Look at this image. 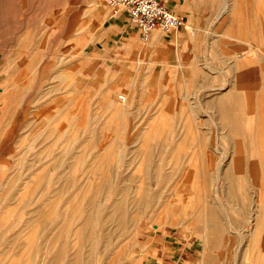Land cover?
<instances>
[{
	"label": "rangeland",
	"instance_id": "374dc122",
	"mask_svg": "<svg viewBox=\"0 0 264 264\" xmlns=\"http://www.w3.org/2000/svg\"><path fill=\"white\" fill-rule=\"evenodd\" d=\"M101 7L113 10L105 0H0V77H8L0 88L10 89L2 101L17 96L20 103L28 89L57 92L60 80L32 77L92 59L103 41L93 38L90 12ZM85 61L71 65L80 72L91 67ZM67 83L73 103L92 92L82 80ZM240 90L254 111L239 113L238 129L225 127L236 119L231 113H205L214 126L210 158L195 159L189 175L187 160L177 161L176 176H163L156 159H119L123 150L145 155L132 153L133 141L111 144L109 159H92L97 144L76 143L73 129L50 146L49 159L31 158L43 155L33 152L41 145L0 142V264H145L160 236L174 247L215 250L218 264H264V136L257 131L264 127V59H254V80ZM119 94L116 102L128 104ZM236 138L249 143L230 145Z\"/></svg>",
	"mask_w": 264,
	"mask_h": 264
},
{
	"label": "crops",
	"instance_id": "0c3cea01",
	"mask_svg": "<svg viewBox=\"0 0 264 264\" xmlns=\"http://www.w3.org/2000/svg\"><path fill=\"white\" fill-rule=\"evenodd\" d=\"M164 1L183 15L186 26L167 35L155 28L149 40L139 44L137 27L124 11L97 8L90 12L93 29L98 28L93 38L103 43L98 44L92 59L70 63L82 65L89 60L90 68L81 66L78 72L76 67L65 65L58 72L35 74L33 79L60 80L57 92L36 94L28 89L20 103L17 96L3 102L10 89L0 88V142L19 145L26 141L33 148L41 145L33 152L43 155L31 158L49 159L50 146L62 143L67 129H73L76 143L97 144L92 159H109L111 144L133 141L132 153L145 155L127 157L123 150L118 158L156 159L166 170L163 176H176L180 159L190 162L188 175L195 159H209L214 127L211 112L235 115L225 127L238 129L239 113L254 111V103L243 99L240 87L243 89V80H254V59H264V0ZM7 78L5 75L0 80ZM74 78L82 80L83 90H92L80 103H73L77 95L67 90V81ZM115 90L123 92L129 103L118 104ZM140 98L141 108L135 106ZM197 115L202 120H195ZM152 138L158 143L155 149ZM243 140L236 138L229 144L249 143ZM232 154L231 159L235 157ZM251 154L245 155L247 160L254 159V151ZM245 171L252 173L247 167ZM156 241L145 264H218L216 257L221 255L207 248L199 253L194 248L174 247L162 236Z\"/></svg>",
	"mask_w": 264,
	"mask_h": 264
},
{
	"label": "built area",
	"instance_id": "2783aa9c",
	"mask_svg": "<svg viewBox=\"0 0 264 264\" xmlns=\"http://www.w3.org/2000/svg\"><path fill=\"white\" fill-rule=\"evenodd\" d=\"M105 1L111 9L126 13L128 19L135 23L138 37L142 41H145L149 33L155 28L167 35L186 24L183 15L173 11L164 0Z\"/></svg>",
	"mask_w": 264,
	"mask_h": 264
},
{
	"label": "bare ground",
	"instance_id": "6f19581e",
	"mask_svg": "<svg viewBox=\"0 0 264 264\" xmlns=\"http://www.w3.org/2000/svg\"><path fill=\"white\" fill-rule=\"evenodd\" d=\"M105 3H106V1H105ZM106 4H107V3H106ZM107 5H108V4H107ZM109 7H110V6H109ZM110 8H111V7H110ZM131 25H132L133 27L136 28V25H135L133 22H131ZM185 26H186V25H185ZM153 30H154V29H153ZM153 30H152V31H153ZM152 31H151V32H152ZM151 32H150V33H151ZM150 33H149V35H150ZM149 35H148V37H149ZM148 37H147V39H148ZM147 39H146V40H147ZM146 40H145V41H146ZM3 89H4V88H3ZM119 95H120L119 97H120L123 101L126 100V96H125V95H121V94H119ZM122 97H123V98H122ZM114 105H115V104H114ZM260 117H261V115H260ZM263 118H264V117H263ZM260 120H261V119H260ZM259 123H260V122H259ZM263 123H264V120H263ZM257 124H258V122H257ZM262 127H263V126H261V125L259 126V125H258V130H257V131H258V133H259V132L262 133V135L264 136V127H263V128H262ZM258 137H259V136H258ZM260 138H262V137H260ZM261 140H262V139H261ZM259 141H260V140H259ZM260 143L263 144L262 142H260ZM220 165H221V164H220ZM216 175H217V174H216ZM12 182H13V181H12ZM217 184H218V183H217ZM23 186H24V185H23ZM212 197H213V196H212ZM94 199H95V198H94ZM44 200H45V199H44ZM59 200H60V199H59ZM43 204H44V203H43ZM177 205H178V204H177ZM224 207H225V206H224ZM253 212H254V211H253ZM7 216H8V215H7ZM250 221H251V220H250ZM253 224H254V223H253ZM154 225H156V224H154ZM230 231H231V230H230ZM241 235H242V234H241ZM12 262H13V260H12Z\"/></svg>",
	"mask_w": 264,
	"mask_h": 264
}]
</instances>
